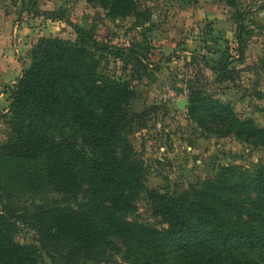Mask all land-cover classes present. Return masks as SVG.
I'll return each instance as SVG.
<instances>
[{
    "label": "trees",
    "instance_id": "trees-1",
    "mask_svg": "<svg viewBox=\"0 0 264 264\" xmlns=\"http://www.w3.org/2000/svg\"><path fill=\"white\" fill-rule=\"evenodd\" d=\"M220 1L241 27L240 1ZM88 2L112 21L153 17L141 0ZM70 26L75 41L39 40L11 93L0 146V264H264V165L221 167L188 188L149 189L134 137L157 109L137 111L131 84L102 67L104 52L120 51ZM236 52L244 57L241 38ZM232 62L216 63V83L247 71ZM207 88L190 81L187 110L199 128L264 148V128ZM143 199L153 222L139 216ZM24 232L36 240L22 244Z\"/></svg>",
    "mask_w": 264,
    "mask_h": 264
},
{
    "label": "rangeland",
    "instance_id": "rangeland-1",
    "mask_svg": "<svg viewBox=\"0 0 264 264\" xmlns=\"http://www.w3.org/2000/svg\"><path fill=\"white\" fill-rule=\"evenodd\" d=\"M239 1L245 15L241 27L236 11L220 0H141L153 14L143 24L134 17L112 21L88 0H0V65L6 67L5 56L11 52L24 71L39 40L75 41L70 23L93 30L98 41L120 51L118 58L104 52L102 67L131 84L134 108L157 109L148 128L134 137L148 170L149 189L188 188L221 167L253 172L264 165V148L230 135L210 134L199 128L187 110L190 81L198 78L207 85L208 95L230 104L242 120L252 119L264 128V0ZM239 38L245 45L240 60ZM130 49L139 54H131ZM226 60L233 61L237 70L247 71L230 82L216 83V63ZM14 85L0 88V96L5 93L0 97V146L8 138L4 117ZM179 101L186 103L182 109ZM139 216L155 220L144 199L139 202ZM35 240L34 233L19 236L22 244Z\"/></svg>",
    "mask_w": 264,
    "mask_h": 264
},
{
    "label": "crops",
    "instance_id": "crops-1",
    "mask_svg": "<svg viewBox=\"0 0 264 264\" xmlns=\"http://www.w3.org/2000/svg\"><path fill=\"white\" fill-rule=\"evenodd\" d=\"M5 59H8V63H6V67L0 68V88L4 87L8 84H16L17 80L22 76L23 70L20 68L18 61L16 60V56L14 54L8 53L5 56ZM5 96V93L2 94L0 97L2 98ZM2 102V99H0ZM7 113V110L4 111Z\"/></svg>",
    "mask_w": 264,
    "mask_h": 264
},
{
    "label": "water",
    "instance_id": "water-1",
    "mask_svg": "<svg viewBox=\"0 0 264 264\" xmlns=\"http://www.w3.org/2000/svg\"><path fill=\"white\" fill-rule=\"evenodd\" d=\"M184 104H186V103H184L183 101H179V102H178V107H179L180 109H182V108L184 107Z\"/></svg>",
    "mask_w": 264,
    "mask_h": 264
}]
</instances>
